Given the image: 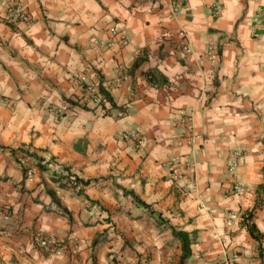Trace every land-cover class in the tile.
<instances>
[{
  "label": "crops",
  "instance_id": "0c3cea01",
  "mask_svg": "<svg viewBox=\"0 0 264 264\" xmlns=\"http://www.w3.org/2000/svg\"><path fill=\"white\" fill-rule=\"evenodd\" d=\"M19 2L29 23L4 22L0 3V264H180L172 230L193 238L183 264H264V237L243 222L252 213L264 236V0ZM176 29L187 55L166 37ZM152 69L168 85L148 84ZM88 86L120 109L91 102ZM130 130L141 150L119 138ZM236 147L243 188L231 195ZM56 167L89 183L61 187Z\"/></svg>",
  "mask_w": 264,
  "mask_h": 264
},
{
  "label": "built area",
  "instance_id": "2783aa9c",
  "mask_svg": "<svg viewBox=\"0 0 264 264\" xmlns=\"http://www.w3.org/2000/svg\"><path fill=\"white\" fill-rule=\"evenodd\" d=\"M1 5L4 7V14L2 16L3 21L6 23H13V22H22V23H29L30 17L28 13H26L24 7L21 5L19 0H0ZM175 5L172 7V15H175ZM110 33L113 36H117L120 40V42L123 45H126L128 43L126 36L122 31H120L116 27H112L110 30ZM166 37L169 41H172L173 48L180 52L182 55H187L191 51L190 42L187 37L186 32L183 29H176L173 32L167 33ZM206 55L210 60H214L217 56V51L214 47V45H209L206 48ZM87 91L89 94L90 101L99 104L102 100L101 95L97 92L95 87L88 86ZM123 112H118V117H122ZM191 120V111L184 110L182 111L181 116V122L184 123L187 127V131L191 132V128L189 127ZM119 138L122 141H131L133 142V145L138 150H141L143 148L144 140L139 135L138 132L135 130L125 131L120 133ZM242 149L239 147H236L232 150L227 164V173L228 176L234 181L230 190L231 195H236L239 192L242 191L243 185H241L236 177V170L239 166V163L242 159ZM31 160L29 155H23L19 158L18 164L19 166L24 169V174L26 177H30L32 175V170L30 166H28V162ZM57 169V167H56ZM60 171L59 169H57ZM60 177V183L69 188L73 192L79 193L83 188L84 184L79 181V179L76 177V175L70 171H60L57 173ZM233 218V215L230 216V219ZM36 244L37 246L47 251L50 254H55L58 250L59 242L56 238L53 237H42L41 235H38L36 237Z\"/></svg>",
  "mask_w": 264,
  "mask_h": 264
},
{
  "label": "trees",
  "instance_id": "16d2710c",
  "mask_svg": "<svg viewBox=\"0 0 264 264\" xmlns=\"http://www.w3.org/2000/svg\"><path fill=\"white\" fill-rule=\"evenodd\" d=\"M147 61V57L144 54L141 57H138L134 60V62L132 63L131 66V70L134 71L136 69H138L143 63H145ZM144 77L146 79V81L148 82V84H150L153 87H161V86H165L168 85V80L162 75L160 74L157 70H148L144 73ZM98 93L102 96V101H101V107L104 109V105L103 103H108L111 109H120L119 107H116V104L114 103L112 97L110 96V94L105 91L101 86L98 87ZM71 104H74L73 102H71ZM83 109H86L85 106L82 107ZM107 112V111H105ZM22 151V150H19ZM10 152L12 154L15 153V151L10 150ZM31 157H34V155H31ZM36 158V157H34ZM38 163L37 166L40 170H44V167L40 165V159H37ZM65 170V168H63ZM54 180V179H52ZM59 179H55L53 182H59ZM81 183H83L84 185H87L89 182L88 181H81L79 180ZM59 185L62 187L63 185L59 183ZM125 195H128L132 198V200L135 202V204L139 207H143V208H148V206L142 202L138 197H136L134 195L133 192H125ZM252 213H246L243 217V222L244 225L247 226L248 228V232L249 235L255 239V240H259L262 239L264 236L256 233V230L254 228V226L249 225V222L252 220ZM172 234L173 237L179 241L180 243V247H181V255H180V264H183L185 260H187L190 257V246L192 245V241L193 238H191L189 236V234H187L186 232H182V231H175L172 230ZM97 240L93 242V244H96Z\"/></svg>",
  "mask_w": 264,
  "mask_h": 264
}]
</instances>
